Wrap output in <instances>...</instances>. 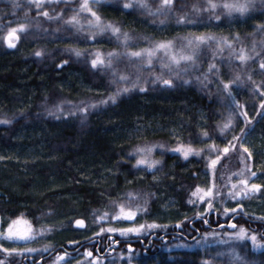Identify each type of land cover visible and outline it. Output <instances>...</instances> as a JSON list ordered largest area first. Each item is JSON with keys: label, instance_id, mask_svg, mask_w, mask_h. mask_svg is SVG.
<instances>
[{"label": "trees", "instance_id": "1", "mask_svg": "<svg viewBox=\"0 0 264 264\" xmlns=\"http://www.w3.org/2000/svg\"><path fill=\"white\" fill-rule=\"evenodd\" d=\"M124 2L119 0L120 4ZM148 2L155 8L159 0ZM17 3L19 6L13 8L11 0H0V26H3L0 38L9 27L15 26L9 24V20L23 22L17 18L29 12L27 0H17ZM175 3L172 18L148 16L140 10L121 12L116 10L115 0H112L111 7L101 6L100 14L105 23L117 24L133 38L153 35L171 39L189 33L219 37L239 33L242 39L247 37L245 43L249 47L253 40L264 39V33L251 35L254 25L264 23V15H255L246 20L237 18L231 23L227 19L222 23L214 20L208 22V17L213 13L197 14L192 9L194 4L206 6L204 0H175ZM74 6L61 4L53 7L56 11L67 8L66 18L71 15ZM31 7L34 9L33 5ZM262 8L264 4L255 0V11L259 12ZM185 12L189 20L197 21L196 26L174 27L163 33L155 30V23L167 19L169 25H174L175 16ZM30 16L35 17L36 11H30ZM86 20V17L81 18L82 22ZM37 23L39 28L35 27ZM74 32L66 30L62 23L49 22L41 17L39 21H33L32 30L21 35L17 48L8 49L0 39V119H12L11 124H0V215L25 213L24 219L33 221L34 226L40 228L50 218L58 216H65L68 221L77 217L91 222L92 209H102L110 199H116L124 192L155 193L148 205L150 215L141 216L137 224L155 221L169 227L157 230L153 235L119 238L121 242L113 246L110 252L104 253L110 264L120 261L126 264V260L119 255H130L128 244L134 250L131 254L132 264H199L202 258L211 259L220 248L213 245L207 253L198 248H177L176 245L192 244L191 237L186 235L190 225L185 224L183 236L172 227L185 216L203 211L186 202L195 185L206 186L208 183L209 176L205 175L204 170L209 153L205 151L203 157L191 156L184 160L178 154L166 151V147L178 143L179 137V141L191 144L195 149H204L209 144L223 148L233 136L241 134V128L245 127L243 119L227 133V139L217 138L219 132L216 125L227 115V110L221 101L222 94L217 93L215 82L203 89L195 82L171 90L149 87L145 93H129L122 96L117 104L102 106L86 116L79 112L75 116H60L59 119L49 116L47 109L59 100H70L73 104L81 100L95 101L103 99L115 88V85L109 87L110 77L107 74L91 68L88 62L91 57H87L95 50L104 53L112 49L121 50L115 38L108 33L97 37L94 43H85L83 37L87 32L75 35ZM69 47L84 50L85 56L76 57L74 53L64 51ZM138 47H144V44ZM38 50L43 53L41 57L34 55ZM206 51L208 55L202 58L204 67L201 71L206 70L211 60V49ZM223 56L225 64L221 65V69L226 73L224 79L227 80L237 69L235 65L227 64V50ZM62 61L68 63L58 68ZM253 78L259 82L264 77L257 74ZM249 88L250 85H241L233 89L234 93H238L237 100L246 104L248 116L252 119L242 143L253 153L252 170L264 172V117L258 115L259 98ZM64 111L71 109L65 105ZM203 131H208L212 138L201 140ZM150 143L164 145V150L152 153V157L161 164L154 172L136 171L132 167L136 156L129 157L127 153L138 145ZM237 153L223 159L222 164L218 165V175L223 173L226 161ZM250 183H264V176ZM243 203L249 214L264 215V197L259 194ZM227 206L235 207V204L229 203ZM217 207L222 211L223 205L219 201ZM48 212L51 215H46ZM35 217H40V220L35 221ZM212 219H216L215 213ZM224 222L221 219V223ZM236 222L249 229L259 227L255 221L245 223L244 219H240ZM201 223L196 222L201 233L217 229L215 223L208 229L201 227ZM191 235L199 239L196 232ZM89 237L85 238L84 231L70 230L65 240L80 241L82 247L79 251H83L90 248L85 243ZM117 237L118 234H114V238ZM223 237L224 233H221ZM65 240L51 244L54 250L45 254L44 264H49L56 252L65 250ZM104 245L107 249V239ZM66 250L74 254L76 251L71 245H67ZM247 255L255 264H264V250L248 252ZM33 259L40 261L41 256L36 253L6 256L0 252V260H6V264H31ZM214 264H224V261L217 259Z\"/></svg>", "mask_w": 264, "mask_h": 264}, {"label": "snow or ice", "instance_id": "2", "mask_svg": "<svg viewBox=\"0 0 264 264\" xmlns=\"http://www.w3.org/2000/svg\"><path fill=\"white\" fill-rule=\"evenodd\" d=\"M115 2L118 11L131 13L140 10L153 17L172 18L173 10L176 7L175 0H159L155 8L148 0H125L123 4H120L119 0H115ZM11 3L13 8L19 6L17 0H11ZM27 3L29 12H25L24 17L17 18L23 22L17 23L9 20L8 23L15 24V26L9 27L7 33L0 38L8 49L17 48L21 35L32 30L33 21H39L41 17L49 22L62 23L66 30H75L74 35L86 31L87 35L83 37L85 43H94L97 37L110 33L115 38L118 48L121 49H112L107 53L95 50L87 54V57H91L88 60L91 68L107 74L110 77L109 87L115 85L114 91L103 99L95 101L81 100L73 104L70 100H59L53 104L52 108L47 109V114L56 119H59L60 116H75L77 112L86 116L90 111L99 110L102 106L117 104L122 96L129 93L135 91L145 93L149 87L171 90L195 82L203 89L208 88L213 82L216 83L217 93L222 94L221 101L227 110V115L216 125L219 132L217 138L227 139V133L236 126L240 119H243L245 127L241 128L239 136H233L223 148L211 144L204 149H195L191 144L186 145L179 141V137H177L178 143L170 151L179 154L184 160H188L191 156L203 157L205 151L209 153L204 171L206 176H210V179L206 186L195 185L186 202L187 205L202 208L203 211H197L195 215L190 217L185 216L183 220L172 225L182 236L185 233V224L190 225V230L186 235L191 237L192 244H180L175 247L198 248L203 249L206 253L213 245L221 249L211 259L202 258L199 264H214L217 259L224 261V264H255L248 259L247 254L248 252L256 253L264 250V215L249 214L245 210L243 202L257 194L264 197V183H250L259 176H264V172L252 170L253 153L242 143L247 136L249 126L252 124V119L248 116L246 104L237 100L238 93H234L233 89L239 88L241 85H250L249 91L259 98L257 113L264 117V78L259 82L253 78L257 74L264 77V39L253 40L249 47L245 43L247 37L242 39L239 33L219 37L207 33H189L186 36L171 39L156 38L153 35L133 38L130 33L122 31L117 24L104 22L100 14V7L113 6L112 0H27ZM260 3L264 4V0H260ZM61 4L76 6L71 8V15L65 18L67 8L56 11L53 7ZM204 4L206 6L194 4L192 9L197 14L213 13L208 17V22L214 20L222 23L224 19H227L231 23L237 18L246 20L255 15H264V8L259 12L255 11V0H204ZM32 5L35 6L34 9H32ZM32 10L36 11L35 17L30 16ZM217 12L220 14H215ZM82 17L87 18L86 24L81 22ZM196 25L197 21L189 20L188 13L185 12L175 16L174 25H169L167 19H162L154 24V28L157 32L163 33L174 27L183 28ZM2 27L0 26V30ZM35 27L39 28V23ZM253 28L254 31L251 34L253 36L264 33V23L256 24ZM177 40L181 42L179 47ZM140 44L145 46L138 47ZM213 45L215 47H212ZM206 49H211V60L208 62L206 70L201 71L204 67L202 58L208 55ZM225 50L228 51L227 64L235 65L237 69L227 80L224 79L226 73L221 69V65L225 64L223 56ZM64 51L72 52L76 57L85 56V51L80 48L69 47ZM34 55L41 57L43 53L38 50ZM66 63L68 61H62L57 67L59 68ZM197 73L199 74L197 75ZM65 105L71 111L65 112ZM11 123L12 119H0V124L8 125ZM211 138L208 131L201 133V140ZM163 147L164 145L159 143L136 146L127 153L129 157H137L132 167L136 171L154 172L161 161L152 159V153L155 149H162ZM237 152H239L240 163L243 167L237 172L229 173L226 179L222 174L218 175V165L222 164L223 159L227 158L229 154ZM154 179L157 178L154 177ZM217 180H224L225 182L218 184ZM234 180L235 182H233ZM224 188H227V192H223ZM154 195L155 193L141 194L136 191H127L120 194L116 199H110L102 209H92L90 213L91 224L86 223V219L83 218L76 219L74 222L69 221V223H74V231H89L94 226L98 227L99 230L86 239L85 243H88L90 248L85 249L82 254L79 251V248L82 247L81 242L69 240L68 245L76 249L75 254L67 251V245H65L63 246L65 250L56 252L49 264H69L74 255L84 257L76 264H110L104 253L110 252L113 246L118 245L121 242L119 238L139 237L145 234L153 235L157 230H166L169 225L159 224L155 221L137 224L141 216L150 215L148 205L150 197ZM218 201L223 205L222 211L217 207ZM229 203H234L235 207H228ZM213 213L216 215L215 220L212 219ZM25 215V213L19 215L13 213L11 216L0 215V252L6 256H23L36 253L41 256V260L33 259L31 264H44L45 254L54 250L53 245H45L43 248L5 246L6 244H30L53 232L52 226L36 228L33 221L24 219ZM46 215H51V212L46 213ZM34 219L39 221L40 217ZM221 219L225 222L221 223ZM240 219H244L245 223L255 221L259 227L249 229L244 224L236 222ZM196 222H202L201 227L205 229L210 228L215 223L217 229L201 233L200 228L196 227ZM118 224L130 226H115ZM225 229L229 231L225 232ZM192 232H196L199 239L192 236ZM221 233H224L223 238H221ZM114 234H118V237L114 238ZM166 236L167 233L165 232V238ZM105 239L109 241L107 249L104 245ZM127 251L130 254L127 264H132L131 254L134 250L131 244H128ZM94 253H100V255H94ZM0 264H6V260H0Z\"/></svg>", "mask_w": 264, "mask_h": 264}, {"label": "rangeland", "instance_id": "3", "mask_svg": "<svg viewBox=\"0 0 264 264\" xmlns=\"http://www.w3.org/2000/svg\"><path fill=\"white\" fill-rule=\"evenodd\" d=\"M82 23L86 24V22H82ZM180 43H181L180 40H178L177 41V46L178 47H179ZM176 145H177V143L172 144V145H167L166 151H168L169 153H174V152L170 151V149L176 147ZM157 150H161L162 151L164 149L163 148L162 149L158 148V149H155L154 151H157ZM151 158L154 159L153 157H151ZM136 159H137V157H136ZM241 167H243V165L240 163V155L237 153V155H233V157L231 159H228L226 161V164H225V167L223 169L222 175L226 179L227 176L229 175V173L237 172V171H239V169ZM208 179H210V176H209ZM224 182H225L224 180H221V181L218 180L217 181V183H219V184H223ZM233 182H235V180ZM223 191L227 192V188H224ZM256 205L257 204H253V206H256ZM76 218L77 217H73V218L69 219V221H74ZM67 221H68V219L65 216H58V217L50 218L47 221V223L45 224V226H52L53 227V232L46 234V236L43 239L38 238L35 242L30 243V244H19V245H15V244L8 245V244H6L5 246L6 247H21V248H23V247L43 248L45 245H51V244H53L55 242H59V241L65 240V238L70 234V230H73L72 223H69V221L68 222ZM86 223L91 224V222H88L87 220H86ZM102 226H108V225H102ZM128 226H130V225L126 224V225H124L122 227H128ZM21 227H24V225H21ZM36 228H40V227H36ZM98 230H99V228L94 226L89 231H84L85 238L89 237V236H92L93 233L98 231ZM68 241L65 240L66 245H68ZM83 252H84V250L80 251L81 254ZM29 255H31V254H29ZM119 257L122 258V255H119ZM128 257H129L128 255H123V258L126 260V264H127ZM82 259H84V257L82 255H74V258L69 261V264H76L77 261L82 260ZM120 262H118L117 264H121Z\"/></svg>", "mask_w": 264, "mask_h": 264}, {"label": "water", "instance_id": "4", "mask_svg": "<svg viewBox=\"0 0 264 264\" xmlns=\"http://www.w3.org/2000/svg\"><path fill=\"white\" fill-rule=\"evenodd\" d=\"M76 219H80V218H76ZM76 219H75V220H76ZM75 220H74V221H75ZM74 221H73V222H74ZM72 226L74 227V223H72Z\"/></svg>", "mask_w": 264, "mask_h": 264}]
</instances>
